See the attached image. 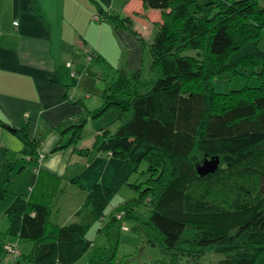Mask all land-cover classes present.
<instances>
[{
  "label": "trees",
  "instance_id": "trees-1",
  "mask_svg": "<svg viewBox=\"0 0 264 264\" xmlns=\"http://www.w3.org/2000/svg\"><path fill=\"white\" fill-rule=\"evenodd\" d=\"M142 2L144 12L134 15L160 13L152 21L151 42L134 28V15L122 17L102 9L97 15L138 37L157 77L144 82L142 69L132 74L120 69L106 84L103 103L93 117L113 108L132 112L130 120L114 132L98 133L90 149H76L83 123L58 128L70 131L71 139L53 150L74 145L86 156L103 152L133 170L145 161L148 167L142 173L148 178L141 197L105 214L114 192L105 183H95L75 220L53 221L56 200L66 191L64 176L42 169L46 155L40 154V135L31 134L29 123L17 127L0 118V125L23 143L21 153L37 161L38 172L27 197L17 193L9 179L0 186V217L9 219L7 230L0 233V261L6 246L14 245L13 237L33 243L23 255L31 264H77L91 248L88 264H115L120 237L113 241L112 231L121 234L122 225L134 220L146 243L170 256L169 264H181L182 257L196 260L212 247L220 252L240 248L230 256L235 264H264V5L259 0ZM224 74H245L258 85L219 92L216 81ZM141 83L148 85L147 92L140 90ZM75 102L87 110L84 100ZM213 156L220 158L219 168L199 175L197 166ZM245 177L253 178V188ZM70 181L82 182L79 177ZM142 184L134 186L141 189ZM145 199L149 212L142 217L137 208ZM93 221L100 222L108 246L95 247L88 237ZM11 256L16 263L22 257L19 251Z\"/></svg>",
  "mask_w": 264,
  "mask_h": 264
},
{
  "label": "crops",
  "instance_id": "crops-1",
  "mask_svg": "<svg viewBox=\"0 0 264 264\" xmlns=\"http://www.w3.org/2000/svg\"><path fill=\"white\" fill-rule=\"evenodd\" d=\"M100 9L126 17L143 13L144 5L142 0H0V118L17 127L30 124L31 134L40 135V154L46 155L40 163L42 169L66 176L67 188L77 186L70 181L73 178L83 181L80 175L89 164V156L78 153L74 145L53 151L71 139L70 131L62 133L58 128L82 124L87 115L97 112L106 84L117 78L120 69L128 74L142 69L144 57L149 55L131 31L116 28L107 19L96 20ZM147 13V17L134 15L133 26L151 42L155 37L152 21L159 19L160 13ZM89 50L96 55L100 70L94 77L102 92L98 98L86 90L89 86L80 88L86 73L83 54L86 56ZM115 50H122L125 59L120 65L123 68L116 69V77L110 80L111 66L99 53L111 56ZM79 99L84 100L88 111L82 103L75 102ZM95 139L96 135L92 144ZM82 142L81 139L76 149H85ZM22 149L19 138L0 125V186L9 179L12 188L27 197L37 180V161L23 155ZM102 154L105 153L93 156ZM31 171L32 180L23 184L20 177ZM97 182L85 188V195ZM75 212L76 209L73 217Z\"/></svg>",
  "mask_w": 264,
  "mask_h": 264
},
{
  "label": "rangeland",
  "instance_id": "rangeland-1",
  "mask_svg": "<svg viewBox=\"0 0 264 264\" xmlns=\"http://www.w3.org/2000/svg\"><path fill=\"white\" fill-rule=\"evenodd\" d=\"M259 3L264 5V0H259ZM260 48L264 50V38L260 44ZM122 53V50H115V52L111 56H106L104 54L99 53V55H101L102 58H105L111 66V70L108 74V78H110V80L116 77L117 73L114 72L116 69L123 68V66H120L122 65L121 61L125 59L122 56ZM83 56L84 61L82 62V67L84 69V72L86 73L82 76H84L85 84H83L82 82L83 86L81 85L80 88L82 90H85L86 85L89 86L90 89L88 88L86 90L95 93V96L98 98L99 95H102V92L97 89V81L94 80V77H98V73L100 72V70L98 69V65H96V55L89 61L87 60V57L84 54ZM150 61L151 59L149 55L144 57L143 68L141 70V80L144 82L145 80L149 82L151 79L157 77V75L151 71ZM245 85L256 86L258 85V81L256 79L248 77L245 74L237 76L224 74L217 79L215 87L216 90L219 92H227L229 90L239 89ZM139 88L143 92H147L149 90L148 85L145 86V84L142 83ZM93 115H87L89 117H86L81 122L84 124L81 136L83 142L81 144L84 145L86 149L92 148L93 144L91 141L94 139L95 135H97L99 132L107 130L110 132L116 131V129L121 124L130 120L132 112L125 113L112 108L98 117H93ZM93 155H88L89 157L87 161L89 164L85 168L84 172L80 175V177L83 178V185L77 184L78 187H71V185H69V187L66 189L65 187L67 186L69 180L66 176H64L63 184L64 189H66V193H62L58 197L54 205L52 220H54L55 222L65 223L67 221L75 220L72 211L74 209H76L77 211L85 203V188L89 187L92 183L95 182V180L98 181L97 183L109 184L108 186L114 192L113 199L106 208L105 214H107L109 211H112L113 208L117 207L119 204L121 205L128 201L136 200L141 197L140 190L144 189L147 186L144 182L148 178L147 174L142 173L148 167V164L145 161L141 163L138 170H133V168L129 166L128 163L124 162L121 159L115 157H113V159L111 157L108 158L106 154L97 156ZM1 164L2 162L0 163V167ZM77 164L78 163H76V165ZM23 166L28 167L25 162H23ZM31 170L33 171V169ZM3 171H6V169H3ZM32 171L29 172L27 176L20 177V181L23 184L28 183V180H32ZM252 179L253 178H244L245 182H250L248 185L249 188H253L255 186V181H253ZM135 184H142L141 189H138L137 186H134ZM80 186H84V188H81ZM23 189L26 188H22V191H25ZM137 211L140 213V215H142V217L148 215L149 206L147 199H145L144 203L142 202L139 205ZM8 225V217L1 216L0 233H4L7 230ZM136 225L137 221L130 220L127 221L126 224L124 223L122 225L121 234H118L116 230L112 231L113 241L114 239L116 240L118 236L120 237V243L118 246L115 264H169L170 256L163 253L158 246H152L147 244L144 232L136 231L137 228L141 229V225ZM99 226V221H93L88 228L87 235L91 239V241H93V245L95 247L108 246V236L104 230H99ZM134 226H136L135 229ZM11 243L16 246L17 250L20 253V256H22L21 259H19V262L16 263L14 257H12L11 255H5V257L0 261V264H31L25 260V256L23 255H26L30 252L33 243L24 240H13ZM142 246L143 248L141 250ZM91 251L92 248L77 262V264H88ZM238 251H240V248L238 247L232 250L226 248L222 252L217 251L216 247H212L209 248L206 254H204L202 257L196 260H192L189 257H182L180 259V263L235 264L236 260L232 259L230 256H232V254L235 255V253ZM7 253L8 252H6V254Z\"/></svg>",
  "mask_w": 264,
  "mask_h": 264
},
{
  "label": "water",
  "instance_id": "water-1",
  "mask_svg": "<svg viewBox=\"0 0 264 264\" xmlns=\"http://www.w3.org/2000/svg\"><path fill=\"white\" fill-rule=\"evenodd\" d=\"M220 166V158L213 156L206 158L202 164L197 166V172L199 175L205 176L209 173H214Z\"/></svg>",
  "mask_w": 264,
  "mask_h": 264
},
{
  "label": "built area",
  "instance_id": "built-area-1",
  "mask_svg": "<svg viewBox=\"0 0 264 264\" xmlns=\"http://www.w3.org/2000/svg\"><path fill=\"white\" fill-rule=\"evenodd\" d=\"M95 18L98 20L99 19V16H95ZM18 24V22H15V25H17ZM87 59L88 60H90L91 59V57L89 56V57H87ZM75 74V72H73V75ZM6 251L8 252L7 254L8 255H13V256H16L17 257V255H18V250H17V248L14 246V245H7L6 246Z\"/></svg>",
  "mask_w": 264,
  "mask_h": 264
}]
</instances>
